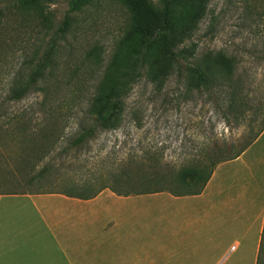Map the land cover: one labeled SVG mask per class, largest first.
Returning <instances> with one entry per match:
<instances>
[{"label": "rangeland", "instance_id": "1", "mask_svg": "<svg viewBox=\"0 0 264 264\" xmlns=\"http://www.w3.org/2000/svg\"><path fill=\"white\" fill-rule=\"evenodd\" d=\"M255 4L256 0L192 3L185 45L196 54L211 49L233 55L253 103L264 105V18L254 13ZM7 5L10 0L0 1L5 27L0 30V190L58 191L90 181L83 190L87 192L114 185L109 173L120 167L134 175L150 168L188 167L212 151L239 148L250 134L247 120L264 117V112L240 121L225 116L226 106L216 89L197 90L177 74L152 81L143 76L128 85L120 124L74 146L87 98L99 87L114 85L124 62L134 59L145 43L132 32L139 22L138 8L147 6L160 15L162 4L90 0L71 12V26L55 54L63 82L54 85L49 76L42 88L32 85L20 99H9V88L19 71L30 73L27 62L35 53L33 43L46 35L23 16L20 5L8 12ZM46 7L51 37L69 0H50ZM160 46L158 39L151 53H158ZM259 264H264V251Z\"/></svg>", "mask_w": 264, "mask_h": 264}, {"label": "crops", "instance_id": "2", "mask_svg": "<svg viewBox=\"0 0 264 264\" xmlns=\"http://www.w3.org/2000/svg\"><path fill=\"white\" fill-rule=\"evenodd\" d=\"M264 131L198 194L0 190V264H256Z\"/></svg>", "mask_w": 264, "mask_h": 264}, {"label": "trees", "instance_id": "3", "mask_svg": "<svg viewBox=\"0 0 264 264\" xmlns=\"http://www.w3.org/2000/svg\"><path fill=\"white\" fill-rule=\"evenodd\" d=\"M1 1V0H0ZM10 0L9 9L15 10L20 5L23 16L35 23V27L45 29L46 37L38 38L35 44V53L28 61L31 68L26 74L22 70L17 74L9 88V99H20L28 88L46 82L50 76V82L59 86L63 82V73L55 60V54L59 52V39L64 38L71 26L70 13L81 9L90 0H69V8L65 13L62 23L54 29L50 37V11L46 4L50 0ZM162 4L160 15L151 11L147 6L138 8L137 18L139 22L133 27L132 32L145 39L138 55L124 62L116 76V82L108 89L97 88L86 100L83 107V117L77 136L72 140V145L78 146L93 138L98 131L113 129L120 124L125 112L124 97L129 84H133L141 77L148 80H156L171 74H177L179 78L197 90L211 91L216 89L218 97L224 100L226 106L225 116L231 114L236 121L264 112V105L253 103L243 76L237 71V61L233 55L224 50H205L196 54L185 45L190 34V21L192 11L188 8L192 3H201L208 0H159ZM9 6V7H8ZM254 13L264 18V0H256ZM183 11V13H181ZM2 16V7H0ZM36 22H39L36 23ZM41 23V27L40 26ZM4 29L0 19V30ZM2 29V30H3ZM160 39L159 52L152 54L155 42ZM37 43V45H36ZM111 97H114L111 100ZM117 116L118 118H113ZM250 134L242 141L239 148L234 151L220 149L207 153L206 158L184 168H168L158 170L150 168L142 174H133L125 167H120L116 173H109V178L114 185H102L97 190L84 192L89 188L90 181L74 184L71 189L58 190L69 196L79 198H91L101 189L108 187L117 195H130L142 193H154L167 191L173 195H186L200 193L209 180L215 166L228 159L239 155L248 147L262 131H264V117L260 120L249 118ZM256 126L254 129L253 126ZM76 182V181H75ZM124 188V189H121ZM264 251V227L260 241L257 263L259 264Z\"/></svg>", "mask_w": 264, "mask_h": 264}]
</instances>
